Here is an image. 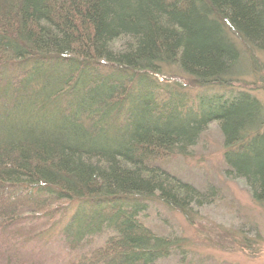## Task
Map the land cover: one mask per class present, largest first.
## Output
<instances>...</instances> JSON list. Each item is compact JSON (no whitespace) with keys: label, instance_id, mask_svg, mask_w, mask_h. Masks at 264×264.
<instances>
[{"label":"trees","instance_id":"1","mask_svg":"<svg viewBox=\"0 0 264 264\" xmlns=\"http://www.w3.org/2000/svg\"><path fill=\"white\" fill-rule=\"evenodd\" d=\"M252 44L264 0H0V241L42 213L65 218L66 264L161 263L186 239L160 209L190 224L191 207L220 198L171 165L213 122L221 176L264 203L261 102L202 88ZM170 64L185 82L164 79Z\"/></svg>","mask_w":264,"mask_h":264},{"label":"rangeland","instance_id":"2","mask_svg":"<svg viewBox=\"0 0 264 264\" xmlns=\"http://www.w3.org/2000/svg\"><path fill=\"white\" fill-rule=\"evenodd\" d=\"M260 45L245 46L224 82L202 86L203 91L247 92L261 102L264 112V44ZM163 70L169 82H185L176 64L164 66ZM182 84L188 88L187 83ZM223 150L222 133L213 122L191 154L171 164L178 177L200 189L209 186L207 183L219 187L220 198L196 209L191 207L190 224L160 209L162 213L156 219L162 218L165 232L183 235L186 240L159 264H264V203L252 199L243 179L225 180L221 176ZM75 205L76 202L69 205L72 211ZM30 214L3 232L0 264H66L71 253L60 242L65 218L49 222L42 213ZM15 250L19 257H15Z\"/></svg>","mask_w":264,"mask_h":264}]
</instances>
